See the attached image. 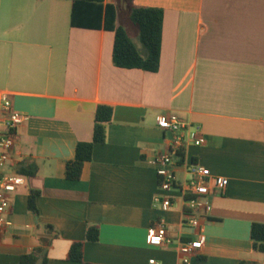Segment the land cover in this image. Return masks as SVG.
I'll return each mask as SVG.
<instances>
[{"label": "crops", "instance_id": "0c3cea01", "mask_svg": "<svg viewBox=\"0 0 264 264\" xmlns=\"http://www.w3.org/2000/svg\"><path fill=\"white\" fill-rule=\"evenodd\" d=\"M104 4L117 7L122 25L116 0ZM132 5L164 12L156 73L116 67L115 33L73 26L71 0H0V93L24 117L19 166L37 167L12 195L0 264H18L37 248L47 264H82L69 259L75 243L86 264H183L180 241L200 238L183 223V197L171 192L165 210L153 203L159 179L151 161L171 147L172 135L158 126L166 113L193 125L185 138L194 126L206 138L186 146L177 179L190 178L192 163L228 179L207 199L204 244L189 264H264L251 241L252 225L264 224V0ZM100 104L114 109L106 142L70 181L67 163L78 143L92 141ZM32 191L40 192L39 214L28 206ZM161 218L172 243L155 247L148 230ZM93 227L99 240L89 242Z\"/></svg>", "mask_w": 264, "mask_h": 264}, {"label": "built area", "instance_id": "2783aa9c", "mask_svg": "<svg viewBox=\"0 0 264 264\" xmlns=\"http://www.w3.org/2000/svg\"><path fill=\"white\" fill-rule=\"evenodd\" d=\"M23 115L14 108L10 97L0 93V244L7 228V213L11 207L12 195L25 184V176L7 173V168H18V154L15 146L18 142L17 129L23 122ZM158 126L172 135L171 147L167 152L159 153L152 165L158 166L159 193L154 197V206L169 209L173 206L170 193L179 192L184 201L183 223L200 234L198 240L180 241V254L183 264H189L196 257L204 244L205 221L211 206L207 199L215 194L223 193L228 186V179L210 175L199 163L189 166L190 178L179 181L175 174V166L181 162L179 153L184 152L190 143L203 146L206 138L200 126H194L193 132L185 138L183 131L193 125L183 121L177 114L166 113L160 116ZM148 242L155 247L172 243L166 220L157 219L148 230ZM154 264V260L151 261Z\"/></svg>", "mask_w": 264, "mask_h": 264}, {"label": "trees", "instance_id": "16d2710c", "mask_svg": "<svg viewBox=\"0 0 264 264\" xmlns=\"http://www.w3.org/2000/svg\"><path fill=\"white\" fill-rule=\"evenodd\" d=\"M73 1L72 25L75 27L113 31L115 42L113 48V64L123 69H140L156 73L160 67L164 12L159 8L134 6V0H128L131 6V20L139 29L140 48L127 29L118 23V9L114 4H104L105 0H71ZM114 109L110 105L100 104L95 111V126L93 139L90 142L78 143L73 160L67 163L66 177L70 181H79L86 162L92 160L95 144H104L107 138V128L113 121ZM181 161L184 152L178 154ZM18 173L25 177H33L37 173L34 165H20ZM39 191H32L29 197V209L36 214V198ZM86 240H99L97 228H89ZM253 249L264 254V224L254 223L251 227ZM72 261L83 262V243L72 245L69 253ZM18 264H47L44 249L37 248L23 255ZM241 264H247L242 262Z\"/></svg>", "mask_w": 264, "mask_h": 264}, {"label": "rangeland", "instance_id": "374dc122", "mask_svg": "<svg viewBox=\"0 0 264 264\" xmlns=\"http://www.w3.org/2000/svg\"><path fill=\"white\" fill-rule=\"evenodd\" d=\"M116 4L119 8V18L120 23L129 31L132 39L135 41V43L141 47L142 44L140 42L139 38V29L138 27L132 22L131 20V14L129 10V1L128 0H116Z\"/></svg>", "mask_w": 264, "mask_h": 264}]
</instances>
